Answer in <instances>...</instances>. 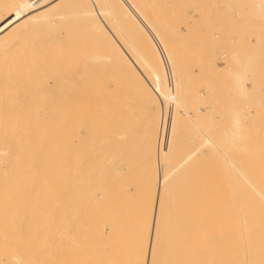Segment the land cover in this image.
I'll return each mask as SVG.
<instances>
[{
    "label": "bare ground",
    "instance_id": "6f19581e",
    "mask_svg": "<svg viewBox=\"0 0 264 264\" xmlns=\"http://www.w3.org/2000/svg\"><path fill=\"white\" fill-rule=\"evenodd\" d=\"M49 1L0 0V264L33 262L40 227L50 240L36 246L50 247L33 254L34 264L45 257L44 264H69L87 246L95 258L81 255L92 264H264L257 235L264 202L243 193L224 201L251 174L224 175L220 162L212 171L196 167L216 147L207 135L186 151L184 140L175 156L181 132L204 120L202 93L189 89L174 44L150 40L160 37L158 27L140 25V13L152 20L148 8L137 0H55L59 12L44 14ZM207 145L214 148L205 155ZM48 214L53 223L43 228L37 222ZM237 220L255 235L239 234L238 242ZM51 236L60 249L55 240L47 245ZM243 246L244 257L222 258Z\"/></svg>",
    "mask_w": 264,
    "mask_h": 264
},
{
    "label": "rangeland",
    "instance_id": "374dc122",
    "mask_svg": "<svg viewBox=\"0 0 264 264\" xmlns=\"http://www.w3.org/2000/svg\"><path fill=\"white\" fill-rule=\"evenodd\" d=\"M56 1L50 0L48 3L45 4L46 6L43 5L41 7L43 11L46 10L48 7L44 14L54 15L55 13L59 12L61 4L55 3L56 5H52ZM138 1L139 0L134 3H136V6L142 5L141 11H144L143 7L148 8L143 13H152L150 14V17L152 18V20L150 21L151 23L147 20V18L143 19L142 13H140V25H155L158 27L157 29L159 30L158 32L160 37L156 39L150 38V40H162L163 42L168 41L167 43L174 44L173 49H177L178 53H180V55L178 56L183 57V66H186V72L188 71L187 73H189L187 74L189 76H187L189 81V89L197 93H202V95H200V102L197 103L198 113H202L201 115H203L204 113V115L202 116L204 120L199 123L202 129L200 126L199 128L198 125H196L197 127H195L194 124L192 125L193 127H191L190 125L189 127L187 126L186 130L181 132V137H179L181 143H173H177V146L174 145L176 149L173 148V150L175 149L174 153L175 151H177V148L181 149L179 146L184 143V140L186 142L187 147L184 143L182 145V150L183 148H186L184 149V151H186L188 148H191L193 146V144L196 142V139V143H199L204 138L203 135L212 137L213 140L215 139L214 142L216 145V150L218 149V147H220L217 151H214L215 153L213 152L215 155H217L218 158L212 153V151L215 149L213 145H207L208 147L204 146L202 147L201 152H204L206 155V153H208L207 149L209 151V149L214 148L212 151L209 152H211L210 154H212L213 157L215 156V158L213 159V157H211L212 155L210 154V157L204 156V154H200V156L203 157H199V160L201 159L200 161H202L203 163L197 161L199 163L196 164V167H199L201 166L199 164H202V168H207H205L204 170H208L209 168L212 171L217 168L214 166L216 165V162H220L221 166H219L218 170H221V172L223 171V174L225 173V171L226 173L231 171L234 172V175H236L239 169L245 173L249 172L251 175L248 176L250 177L249 179H251V182L248 183L247 181H244L232 185V187H236L239 186L240 183H242L245 188L238 189V194L233 195V197L230 195L227 199L225 198L224 201L227 202L228 200L233 199L241 200V193H243L247 195V201L250 200L249 203L252 201L259 202L256 204L263 203L264 200L262 201V196H264V0H145L147 2L146 4L144 3L145 5L143 4L144 0H140L141 4H139ZM58 4H60L59 7ZM109 4V7H112V2H110ZM51 5L54 7H52ZM115 7L116 6H113V9H116ZM138 12L139 11H136V13L134 12L132 14V17L134 15H138ZM68 28L69 27L61 29V31H67ZM70 30L74 31V29L72 30V28H70L69 31ZM66 31L63 32V34H65ZM162 33L169 35L167 37H163ZM85 39L86 41L83 39L81 40L83 42L85 41V44L86 42L90 41L89 38ZM77 41H80V39H78ZM83 42H81V44ZM90 42L91 43L88 42L86 44L87 46H82L81 44L78 46L87 48L89 47V44H92V41ZM74 45H76L75 47H77V44ZM169 104L170 102H168V105ZM189 104L196 105V102L194 100H191ZM163 107H161L160 109L161 113L163 111ZM139 112H141L140 109ZM198 128L201 130V132L204 129L205 134L203 133L201 135V133H198ZM195 131L197 132V134L195 133ZM85 132L86 135L92 134L91 131L89 132L85 130ZM189 135L191 137L193 136V138H189ZM196 135H198V137ZM176 139L177 137L174 139V141ZM188 139H191L193 143H189ZM223 139H225V141H223ZM179 140L177 139V141ZM190 144L192 146H190ZM209 146H211V148H209ZM220 150H222V154ZM179 151L181 152V150H178L177 153L180 155L175 154L176 157H181L184 154L182 152L181 154ZM241 156L244 157L242 161L244 160L246 162L240 161L241 159H239V157ZM206 157L209 159V162ZM221 162H223V164ZM203 164H205L204 167ZM206 164L209 166L207 167ZM231 172L230 174H232ZM238 177L239 174L236 175V178ZM221 183L223 184V182ZM254 186H257V188L262 191L258 193L256 189L253 188ZM48 206H50V204H48L47 207ZM15 217L16 216L13 217L15 220L20 219L19 216L17 218ZM45 217L46 216H44L45 220H41L43 218L42 217L41 219H39L40 221L37 222L38 218H40L38 217L36 219L37 224L41 223V221V226L43 224H47L44 222H48L49 225L51 222L53 223V220L49 223V220L52 219L49 214L47 218ZM55 220L57 221V219ZM239 223L242 224L241 221H239ZM239 223L237 220V228L232 230V232L235 233L234 237L238 242H241L239 234L245 233L246 236H244L243 241L247 240L248 238H252V236L255 235L256 232L254 229H248L246 231L241 230ZM260 223H264V220H262ZM35 227H37L36 224ZM44 227L45 226L43 225V228ZM40 230L39 233H37V236L39 234L41 235L42 232L44 234L46 233L44 229L43 231L41 230V232ZM43 233L40 237L38 236L40 238L39 240L35 238L36 235L33 236V234H36V232L30 234L35 238L36 241H41V244H44L47 241L46 239L50 240V235H48L49 237L47 238V235L45 234V238L43 236ZM257 235L261 236L260 243H264V227L262 228L261 232ZM23 236L24 235L19 238L23 240L25 237V239L27 240L26 236ZM28 239H32V237ZM51 239H53V237ZM32 240V243H34L35 246H31L33 245L31 243L28 244V246H31L30 250L33 249V247H37L36 251L39 249V252H37L40 253V250L44 248L46 243L43 246L38 242V245H40L41 248L43 247L42 249H40L39 246H36V241L34 239ZM32 240H30V242ZM42 240L45 242L43 243ZM54 240L55 239L51 240L49 243L47 242V245H50L51 242L53 243L52 245H54ZM56 243L57 245L59 244L58 242ZM57 245L55 247H62L61 243L59 244V246ZM260 246L262 245L260 244ZM49 247L50 246L47 247L48 250L46 249V252L49 251ZM53 247L50 249L54 250ZM87 248V251L85 249L82 250L81 248L80 252L73 251L75 253L78 252L80 254L79 257H77V254L73 256V252H71L73 256L72 258L70 253H68V256L70 255L69 257H67L70 258L67 259L68 262L70 260V263L74 264L77 259L82 258V261H80V259L78 260V262L82 263L85 260V258H83L85 255H81L84 250L86 251H84V253H87L85 256L86 258H89L91 256V251L93 252L92 256L96 255L94 254L95 252L93 250L89 249V246H87ZM28 250L29 249H27V251ZM247 250L248 248L246 246L236 248L235 250L231 249L228 252L223 253L222 258L226 260L227 257H244L245 255H247ZM36 251L32 253L33 262L34 256H38L36 254ZM43 251L44 250L41 251L40 255H42ZM69 251L70 250H68L67 252ZM31 252L33 251L31 250L30 253ZM89 253L90 256L88 255ZM25 254H27V252ZM92 256L90 258H95V256ZM260 256L262 260L261 262H264V248L263 252L260 253ZM42 257L43 256H39L38 258L41 259ZM74 258H76V260H74ZM36 259L37 258H35V260ZM44 259L46 260V257L41 259L43 260L41 262H39L40 260L37 259L38 263L44 264ZM89 260L91 261V263L89 262V264H92V261L94 259ZM88 261L86 259V262H84L87 264ZM31 262L32 260L30 261V264ZM33 262L32 264H34ZM78 262L76 263L80 264Z\"/></svg>",
    "mask_w": 264,
    "mask_h": 264
}]
</instances>
